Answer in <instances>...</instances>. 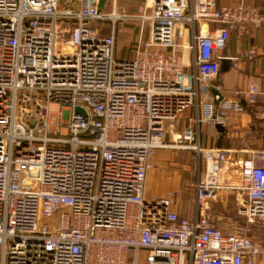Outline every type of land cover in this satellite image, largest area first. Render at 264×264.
<instances>
[{
  "label": "built area",
  "instance_id": "1",
  "mask_svg": "<svg viewBox=\"0 0 264 264\" xmlns=\"http://www.w3.org/2000/svg\"><path fill=\"white\" fill-rule=\"evenodd\" d=\"M98 2L0 0V264H257L264 251L249 233L264 226V149L204 148L198 135L201 123L243 111L209 83L223 58L237 65L239 57L222 54L232 32L264 17L218 0H155L139 16L151 23V40L120 58L114 27L105 36L100 24L130 15L100 12ZM198 23L208 29L177 42L178 25ZM258 54L253 46L241 57ZM260 91L252 83L230 95L254 105ZM202 96L225 101H205L168 141ZM160 149L193 150L201 160L193 219L177 210L182 189L146 195ZM220 192L235 195L245 223L210 220Z\"/></svg>",
  "mask_w": 264,
  "mask_h": 264
},
{
  "label": "crops",
  "instance_id": "2",
  "mask_svg": "<svg viewBox=\"0 0 264 264\" xmlns=\"http://www.w3.org/2000/svg\"><path fill=\"white\" fill-rule=\"evenodd\" d=\"M65 0H61L63 3ZM78 7L77 0H73ZM155 0H108L105 11L108 13L116 12L118 14L127 13L130 18L124 21L113 23L112 21H104L101 23V35H108L115 29L116 50L120 58H131L135 55L138 40L142 38L145 41L151 40V23L143 22L139 16L143 13H150ZM222 7L243 6L244 9L251 13L253 18L264 17V0H218ZM206 23H198L196 27L188 24H180L177 27V42L182 45L192 43L194 33L206 31L208 29ZM247 31L241 33L239 30L232 32L226 48L222 54L226 57H239V60H226L223 65L221 74L213 81L210 86L220 91V99L237 101L243 105V111H232L228 117V121L224 124L215 126L203 122L199 126L198 141L204 148H220L233 149L244 152L242 155L249 156L252 151L264 149V119L261 118L264 113V23L256 25L253 23L246 24ZM255 46L258 48L259 54L254 59H246L241 57V53ZM193 54L185 50V58L191 61ZM252 83L259 86L260 95L258 101L254 105L245 103L243 99L230 95L232 90H247ZM211 88V89H212ZM222 95V96H221ZM225 99L223 101H225ZM211 102L217 108L223 103L213 97H201L202 105L191 107L186 110L180 120L177 121L175 131L167 134V140L173 141L183 129L188 125V117H194L197 112L203 111V103ZM198 110V111H197ZM222 126L221 128L217 127ZM176 149H161L157 151L152 160L151 168L147 177L146 195L148 198H164L175 189H182L183 194L179 201L177 210L182 216L193 219L195 216V199L194 184L185 176L177 173L176 170L181 169L176 163H171V154L167 151ZM163 152V153H162ZM177 153V154H176ZM177 155L175 152L173 156ZM171 161V162H169ZM171 170L165 173L164 169ZM173 170V171H172ZM217 201H212L211 211L208 212L210 220L221 228H225L230 219H238L242 224L245 221L237 214L234 204L235 195L227 192H220ZM255 241H257L264 251V226L255 225L249 233ZM257 264H264V254L260 256Z\"/></svg>",
  "mask_w": 264,
  "mask_h": 264
},
{
  "label": "rangeland",
  "instance_id": "3",
  "mask_svg": "<svg viewBox=\"0 0 264 264\" xmlns=\"http://www.w3.org/2000/svg\"><path fill=\"white\" fill-rule=\"evenodd\" d=\"M50 109L53 111V109L51 107H50ZM20 113H21V110L19 108L18 115H21ZM55 121H56V118L54 119V121H52V123H54ZM62 130L65 131V128H63ZM175 152H178V156L177 155L173 156V154ZM167 153L171 154V156L168 157V158L171 159V161H172V158H174L172 162L171 161H169V162L176 163V164H178L180 166L181 169L176 170L177 173H180L181 175L182 174L185 175L190 180L191 183L195 184L196 181L198 180V178L200 177L201 171H202V168H203L201 160L199 159L197 153H195V151H193V150H184V149L171 150L169 152L167 151ZM167 168L168 167H166L164 169V172L168 174V173H170L171 170H169ZM143 252L144 251H142L140 253V259L145 256ZM129 261L132 262V258L131 257H130ZM143 261L144 260H142L141 262H143Z\"/></svg>",
  "mask_w": 264,
  "mask_h": 264
},
{
  "label": "water",
  "instance_id": "4",
  "mask_svg": "<svg viewBox=\"0 0 264 264\" xmlns=\"http://www.w3.org/2000/svg\"><path fill=\"white\" fill-rule=\"evenodd\" d=\"M107 3H108V0H99L98 2V10L100 12L104 11L107 7ZM226 60H229V61H232L231 59H222V64L226 62ZM223 65H221V70H222V67ZM220 70V72H221ZM221 74V73H220ZM212 88V87H211ZM211 91L214 93V94H221L220 91H218L216 88L214 89V87L211 89ZM222 96V95H221ZM78 112H82V110L79 108L77 109ZM217 127L221 128L222 126L218 125Z\"/></svg>",
  "mask_w": 264,
  "mask_h": 264
},
{
  "label": "bare ground",
  "instance_id": "5",
  "mask_svg": "<svg viewBox=\"0 0 264 264\" xmlns=\"http://www.w3.org/2000/svg\"><path fill=\"white\" fill-rule=\"evenodd\" d=\"M51 108L55 111L57 109L56 105H52Z\"/></svg>",
  "mask_w": 264,
  "mask_h": 264
}]
</instances>
